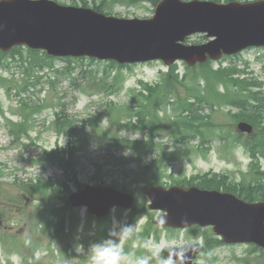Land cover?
I'll list each match as a JSON object with an SVG mask.
<instances>
[{
	"label": "rangeland",
	"instance_id": "1",
	"mask_svg": "<svg viewBox=\"0 0 264 264\" xmlns=\"http://www.w3.org/2000/svg\"><path fill=\"white\" fill-rule=\"evenodd\" d=\"M50 1L121 19H151L156 9L155 0ZM200 1L245 4L256 0ZM188 41L202 45L210 40L197 34ZM74 65V77L81 84L85 85L80 71L86 69L94 71L95 80L105 71L109 85L101 89L91 84L82 91L64 79L53 90L47 76L39 84L16 64L11 71L0 67V74L17 82L0 87V208L5 206L10 211L11 206L5 204L24 205L28 200L24 211L9 213L8 229L0 230V264H91L90 247L107 239L110 229L125 225H134V232L119 241L126 256L122 264H174L166 256L170 249L196 243L204 246L196 260L199 264H264V249L249 244L226 245L211 228H161L156 225L161 213L149 209L146 195L153 185L200 188L205 180L207 188L201 189L226 186L236 190L233 194L238 197V192L247 195L250 191L253 196H264V176L260 175L264 157L258 161L252 157L251 163L235 132L237 123L246 122L256 130L252 144L264 141V48H251L196 68L184 62L168 68L161 61L122 69L86 60ZM57 67L64 69L65 61L57 62ZM186 87L223 96L225 102L229 98L233 103L221 102L216 108L207 128L209 138L203 143L200 138L195 140L188 154L171 162L166 171L159 163L150 166L162 154L160 149L138 155L125 148L128 140L150 139L151 131L140 127L137 114L149 124L165 125L161 133L154 134V142L174 150L175 140L168 134L175 131L173 123L185 116L174 102L177 96L188 100ZM38 100H45V107L36 113L31 103ZM258 103L260 108L255 107ZM59 104H65L66 112ZM125 108L135 113L132 125ZM210 114L207 110L206 115ZM64 125L75 126L77 134L60 132ZM96 127L100 131L93 133ZM256 150L261 152L262 148ZM246 176L252 180V188L244 185ZM39 182L47 187L34 192L33 185ZM86 186L113 187L132 194L136 206L131 211L118 209L111 217L99 220L86 209L69 205L70 195Z\"/></svg>",
	"mask_w": 264,
	"mask_h": 264
},
{
	"label": "water",
	"instance_id": "2",
	"mask_svg": "<svg viewBox=\"0 0 264 264\" xmlns=\"http://www.w3.org/2000/svg\"><path fill=\"white\" fill-rule=\"evenodd\" d=\"M155 17L125 20L88 8L59 5L50 0L0 1V50L17 46L44 50L56 57L94 58L120 64L178 60L191 67L235 55L250 47H264V0L248 3L162 0ZM202 33L212 40L185 45L187 37ZM241 133L253 134L247 123ZM150 210L163 213L157 225L175 229L212 227L228 244L249 243L264 248V203H246L219 191L198 187L153 185L147 190ZM75 208L87 207L99 218L113 206L131 209L135 197L110 187L87 186L70 196ZM197 245L171 249L176 264H194Z\"/></svg>",
	"mask_w": 264,
	"mask_h": 264
},
{
	"label": "trees",
	"instance_id": "3",
	"mask_svg": "<svg viewBox=\"0 0 264 264\" xmlns=\"http://www.w3.org/2000/svg\"><path fill=\"white\" fill-rule=\"evenodd\" d=\"M160 0H155L154 4L155 6L159 3ZM98 10V9H97ZM64 60L66 63V67L64 69H59L57 67V62ZM84 61L92 62V63H99V64H109L114 67L124 68L126 66H129V64L120 65L119 63L115 61H98L96 59H88V58H55L53 56H49L44 51H38L29 49L23 46L14 48L11 52H3L0 51V67L2 69L11 71L12 65L16 64L19 67L22 68V73L25 75H28L29 77H34L36 80L39 81V84L42 83V80L44 77L47 76L48 83L50 85V88L55 90L57 86L59 85L60 81L64 79H69L71 82V85L75 88H82V91H85L89 85L96 84L101 89L105 86H108V79L106 78V72L104 71V76L100 77L99 80L93 79L94 71L89 70H81L80 76L83 79V83L85 85L81 84L79 82L78 78L74 77V72L77 70V65H74V62L77 61ZM206 65V64H203ZM196 68V67H194ZM44 70H48V73H44ZM43 73V74H40ZM117 79V76H116ZM14 80H9L3 76V74H0V87H8V85L13 86L17 82H13ZM38 84V85H39ZM38 85H35L34 87H37ZM187 91V97L182 98L177 96L175 98V104L179 106L182 109V115L185 114V116L178 120L177 122L173 123L175 127V131L172 133H169L168 135L175 140V148L174 150L168 151V148L163 147V144L161 143H155V133L159 134L163 130L165 125H160L159 123H154L152 125V122L150 124L148 122H145V119L142 118V114H137L138 118L137 121L140 124V127L143 129H147L151 131L150 139L148 141H137V140H128L126 142L125 148L127 150L133 151L135 154H140L141 152H145L147 150H150V154H153V149H160L161 153L158 155L155 159V161L150 166H155L156 164H160L162 168L167 169L168 165L175 161L180 159L182 156H185L188 154L189 148L192 146L193 142L197 139H201L202 143L204 140L209 138L208 134V126H210V120L212 119L214 113L216 112V108H220L222 106L221 102H225V98L223 96H209L207 94H202V92H198L195 90H192L189 87H186ZM61 99V98H59ZM224 100V101H222ZM190 101V102H189ZM228 104H232L233 101L228 98ZM227 101L225 102L227 104ZM224 104V103H223ZM34 111L37 113L40 110H42L45 107V100H38V101H32L31 103ZM59 106L62 108L64 112H66V106L65 104H59ZM144 107L141 105L140 110H142ZM127 117L130 119V125H132V120L135 118V113L131 109H127ZM210 110L211 114L206 115V111ZM119 114H122V111L120 110ZM68 117V116H66ZM111 121L114 125V119L111 115ZM158 119V118H157ZM65 120V118L63 119ZM237 125H235V132L238 134L239 143L241 144V147H243L246 150V153L249 155L252 163V157L255 161H258L259 157H264V141L258 142L257 144H252V136L241 133L237 128ZM12 128V127H11ZM10 128V129H11ZM70 131L72 134H77L78 130L73 125H64L60 132L63 131ZM98 127L94 130L93 133L99 132ZM246 135V136H245ZM225 136H220V138H224ZM243 139V141H242ZM73 142V141H72ZM230 147L235 148L234 145H230ZM238 147V146H237ZM261 147L262 151L257 152V148ZM48 156V154H47ZM166 160L167 162L165 164H162V161ZM147 170V169H146ZM146 175H150V172L147 171ZM249 177H252V164L251 168L249 170ZM218 178V177H217ZM208 182H205L203 180V184H206ZM243 183L245 186L252 188V180H247V176L244 177ZM200 184V188H207L205 185ZM47 187V184L45 182H39L36 185H33V191L34 192H43V190ZM213 188H223L226 189V186H218ZM212 189V188H210ZM221 190V189H220ZM227 190V189H226ZM245 200L249 202L257 201L256 196H253L251 194V191L247 195H242ZM263 199V198H260ZM63 224V221H62ZM59 227L61 224L58 225ZM58 228V227H57Z\"/></svg>",
	"mask_w": 264,
	"mask_h": 264
},
{
	"label": "clouds",
	"instance_id": "4",
	"mask_svg": "<svg viewBox=\"0 0 264 264\" xmlns=\"http://www.w3.org/2000/svg\"><path fill=\"white\" fill-rule=\"evenodd\" d=\"M116 210H118V208L113 206L109 211V217H111ZM133 232L134 225H125L118 230L110 229L108 238L100 243L93 244L87 252L91 256V264H122V262L126 260V256L119 246V241L130 238Z\"/></svg>",
	"mask_w": 264,
	"mask_h": 264
},
{
	"label": "flooded vegetation",
	"instance_id": "5",
	"mask_svg": "<svg viewBox=\"0 0 264 264\" xmlns=\"http://www.w3.org/2000/svg\"><path fill=\"white\" fill-rule=\"evenodd\" d=\"M260 175H262V176H264V172L263 173H261ZM227 189V190H226ZM226 189L223 191L224 193H228V194H231V195H235V194H233V193H237V191L236 190H234V189H232V188H228V187H226ZM238 194H239V196L240 197H243L242 195V193L241 192H238ZM235 196H237V195H235ZM238 197V196H237ZM240 197H238V198H240ZM257 198V201L258 202H260V201H264V196H260V197H256ZM260 198H263V199H260ZM240 199H242V198H240ZM26 202H28V200H26L25 201V203L23 202V204L25 205L26 204ZM16 202H14V203H7V204H5L6 206L8 205V206H11L10 207V211H7V208L4 206L3 207V209L2 208H0V213H1V223H0V230H2V229H8V226L6 225V218L9 216V213L10 212H14V210H16L18 213H20V212H22V211H24V205H17V204H15ZM161 215H162V213H161ZM25 227H26V224H25ZM186 230H189V229H186ZM222 243H223V241H221ZM197 244V243H196ZM191 245V244H190ZM200 245V244H199Z\"/></svg>",
	"mask_w": 264,
	"mask_h": 264
},
{
	"label": "bare ground",
	"instance_id": "6",
	"mask_svg": "<svg viewBox=\"0 0 264 264\" xmlns=\"http://www.w3.org/2000/svg\"><path fill=\"white\" fill-rule=\"evenodd\" d=\"M86 64V63H85ZM70 123V122H69Z\"/></svg>",
	"mask_w": 264,
	"mask_h": 264
}]
</instances>
